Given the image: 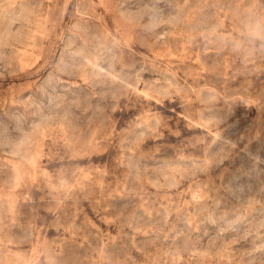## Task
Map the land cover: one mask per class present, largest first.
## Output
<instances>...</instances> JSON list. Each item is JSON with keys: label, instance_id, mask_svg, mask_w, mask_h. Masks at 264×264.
I'll use <instances>...</instances> for the list:
<instances>
[{"label": "rangeland", "instance_id": "obj_1", "mask_svg": "<svg viewBox=\"0 0 264 264\" xmlns=\"http://www.w3.org/2000/svg\"><path fill=\"white\" fill-rule=\"evenodd\" d=\"M0 264H264V0H0Z\"/></svg>", "mask_w": 264, "mask_h": 264}]
</instances>
